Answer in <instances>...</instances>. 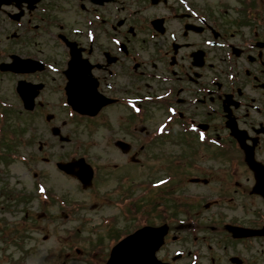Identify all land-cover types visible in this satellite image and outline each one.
<instances>
[{
	"label": "flooded vegetation",
	"instance_id": "flooded-vegetation-1",
	"mask_svg": "<svg viewBox=\"0 0 264 264\" xmlns=\"http://www.w3.org/2000/svg\"><path fill=\"white\" fill-rule=\"evenodd\" d=\"M88 84L111 100L94 117L69 104L92 90ZM23 91L32 97L31 109ZM0 99L7 116L18 110L44 117L54 141L40 137L39 152L64 150L71 122L88 121L91 128L96 122L105 130L107 121L117 122L113 132L120 134L108 138L126 160L115 166L120 175L131 165H148V122L157 113L156 124L169 130L159 145L175 150L160 159L174 164L176 179L153 192L158 203L173 193L176 205L143 197L142 204L120 209L109 226L166 223L157 256L172 264H264V0H0ZM16 139L13 132L3 143ZM121 142L130 144L129 151L119 149ZM20 163L17 157L15 168ZM1 174L0 241L14 244L23 224L39 227V221L54 230L70 222L68 201L66 207L55 202L54 190L38 200L37 189L48 185L44 175L34 171L33 189H27L15 170L13 180L0 165ZM109 226L100 225L99 232ZM8 229L16 234L6 235ZM63 240L46 255L69 258L74 251L100 263L108 256L101 240L76 239L87 245L82 248L75 239ZM64 243L70 248L61 252Z\"/></svg>",
	"mask_w": 264,
	"mask_h": 264
},
{
	"label": "rangeland",
	"instance_id": "rangeland-1",
	"mask_svg": "<svg viewBox=\"0 0 264 264\" xmlns=\"http://www.w3.org/2000/svg\"><path fill=\"white\" fill-rule=\"evenodd\" d=\"M54 81L56 82L59 80L55 79ZM6 83L7 82L1 83L2 87L4 88V96L8 100L16 104L14 96L9 94L6 89ZM47 109L52 110L51 107H48ZM112 110L115 111L116 109ZM157 115V113L153 112L148 124L152 122L153 117L157 118ZM46 123L47 122L44 120L43 116H39L37 114L31 115L28 113H19L18 110H16L11 114V116H9L5 134H10L12 130L17 135V139L15 140L17 142H7V150L14 149V147L18 145L19 153L26 152V154L24 153L26 156L27 153L30 152L33 154V158L30 156L31 161L29 164H17V168L11 165L9 163L11 161H9L8 159H1L0 165L6 169V174H4V176H6L7 179L13 180V178H10V176H12V172H14L15 170L16 174H18V179L21 178L23 184L25 185V188L33 189L32 169L36 167V169L43 172V175L47 180L46 182L48 183L47 186H49L51 190H59V193H61L62 195L65 194L67 196H60V194L58 193L60 199L67 198L68 201L72 202V204L73 202H80V204H83V209L79 212V214L81 216H92L94 221L90 224H85V227L81 228V231L76 236H86V238H92L93 240H102L105 238L104 241L106 242L111 235H118L120 232L125 231L126 233L133 231V229L138 226L137 223H132L130 225L126 224L125 226H123L124 223H114L106 229L101 228L102 230H100V232H95V225L92 226V224L100 222L105 216L116 213V210L113 207L116 205L115 200H120L121 197L125 196V192H127L128 194H135L136 196L138 195L139 189L136 188V182L134 181L147 180L148 178L149 180H154L157 178L159 179L161 178V176L166 174L165 171L173 172V167L167 168L166 165L163 164L157 165V167L151 169V165L147 166V163L146 166H143L142 168H138V166L134 164L131 165L132 170H126L120 175L119 173L121 171L115 169V166L116 164L124 163L126 160L122 155L120 156L119 154L116 155L114 153L115 149L110 146L112 142L108 138V133L116 135L120 134L113 132L119 128V124L117 122L110 123V121H107L106 124H104V127L106 128L105 130L104 128H100L102 127L100 123L96 124V122H93L94 125L92 126V128L90 127V122L88 121H83L81 123L71 122L70 130L74 138L80 137L83 139L92 140V142L89 143V147L86 148V151H88L89 153L90 162L93 166L96 167L97 176L93 179V185L88 186L87 189L84 190L82 186L76 181V179L72 177L65 178L64 176L60 175L53 165L54 162H52V160L54 161L59 158L61 152H63L66 156L67 154H69V152L76 150V146L78 144H76L75 141L74 143L70 144L64 143V150L55 149L53 153H51V151L49 153V150H45L41 152L42 154L37 153L38 146L36 141H38L40 137L42 139L49 138L51 141H54L50 138L51 133L48 134L47 130L45 129V126L47 125ZM155 123L153 125H155ZM14 125H18V127L21 125V129L15 128ZM36 127H38V131L33 132ZM151 127V129L154 128L153 126ZM90 129L91 131L90 133H88ZM70 130L66 129V134H68V132L70 133ZM46 134L48 136H46ZM24 140H28L29 142L23 143ZM154 151L157 152L159 150H155V147L153 146H150L148 148V158H150L149 164L153 162V160L157 157V154L154 153ZM130 155L131 154H129V159L131 157ZM42 156H44L45 159H48V161L51 158L50 163L45 162L40 164L39 160ZM144 171H146L144 176L145 178H142L139 174L143 173ZM123 174L131 175V180L127 183L123 182V180H121V176ZM2 178L3 174L0 175L1 181H3ZM116 186L119 187L118 190L115 189ZM156 199L159 198H157V196H154L149 199V201ZM32 203L37 205L36 202ZM171 203H174V201H172ZM56 209L57 207L53 205V208H50L49 210L55 212ZM175 213L176 212H174L173 214ZM79 214L78 216H80ZM36 223L39 227H32L31 225L24 224L21 225L20 229L18 230V241L14 240V244H7V242L5 241H0V264H88L84 260V257L78 259V256H74L75 253L74 251H72V249L70 250L72 251L73 256L69 258H67L65 255H62L61 253L59 255L57 254L56 258L45 257L46 253L49 251L48 248L52 247L55 244L57 245V242H65V240L63 239L72 238L73 240L75 239V243H77L76 239H78V237H68L67 235L68 232L76 229L74 227L76 223H70L67 224L65 228H56L54 230H51V227L44 225L42 222L37 221ZM8 230V233L5 232L6 235L13 236V234H16L14 229ZM30 231L34 234H30ZM45 236H49L48 240H46V243H44L43 241ZM19 237H21V240H19ZM85 243L87 242L85 241ZM81 244L83 245V243H80L78 245H80L81 247H87L86 244L83 246ZM62 246H64L65 248L62 249L61 252H65L70 248V245H67L66 243H64V245ZM34 247H36V251H31V249H33ZM173 248L174 246H171L170 251H172ZM32 252H34L35 255H31Z\"/></svg>",
	"mask_w": 264,
	"mask_h": 264
},
{
	"label": "water",
	"instance_id": "water-1",
	"mask_svg": "<svg viewBox=\"0 0 264 264\" xmlns=\"http://www.w3.org/2000/svg\"><path fill=\"white\" fill-rule=\"evenodd\" d=\"M85 181H86L85 182V186L89 185L91 183V176H88ZM132 238H134V237H130L129 239H127L125 241V243H131L132 242Z\"/></svg>",
	"mask_w": 264,
	"mask_h": 264
}]
</instances>
